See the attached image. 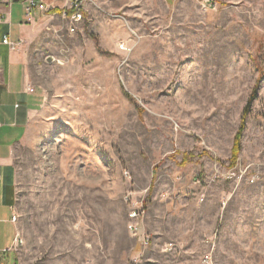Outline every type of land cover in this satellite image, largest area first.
I'll use <instances>...</instances> for the list:
<instances>
[{
  "label": "rangeland",
  "instance_id": "rangeland-1",
  "mask_svg": "<svg viewBox=\"0 0 264 264\" xmlns=\"http://www.w3.org/2000/svg\"><path fill=\"white\" fill-rule=\"evenodd\" d=\"M85 2L18 45L16 264H264V0Z\"/></svg>",
  "mask_w": 264,
  "mask_h": 264
},
{
  "label": "crops",
  "instance_id": "crops-1",
  "mask_svg": "<svg viewBox=\"0 0 264 264\" xmlns=\"http://www.w3.org/2000/svg\"><path fill=\"white\" fill-rule=\"evenodd\" d=\"M41 19L27 22L22 0L0 2V264H16L12 250H7L18 232L17 223L11 220L17 195L14 152L42 106L21 47L10 49L2 38L8 35L22 44L38 31Z\"/></svg>",
  "mask_w": 264,
  "mask_h": 264
},
{
  "label": "built area",
  "instance_id": "built-area-1",
  "mask_svg": "<svg viewBox=\"0 0 264 264\" xmlns=\"http://www.w3.org/2000/svg\"><path fill=\"white\" fill-rule=\"evenodd\" d=\"M1 3L11 4L12 0H0ZM25 18L27 22H32L35 18L45 14H56V11H60V16L67 22V28L69 31L74 32L78 23L82 20L85 9V0H22ZM2 42L9 46L10 49H15L20 44V40H11L8 35L3 36ZM33 89L30 88V91ZM1 182V178H0ZM142 212L136 208H132L128 217L132 221L128 228L130 230L136 229V223ZM17 213L13 210L11 215L12 222H16ZM22 243L19 232L16 233V240L12 247L7 250H16L18 245ZM205 264H210V258L204 260Z\"/></svg>",
  "mask_w": 264,
  "mask_h": 264
},
{
  "label": "trees",
  "instance_id": "trees-1",
  "mask_svg": "<svg viewBox=\"0 0 264 264\" xmlns=\"http://www.w3.org/2000/svg\"><path fill=\"white\" fill-rule=\"evenodd\" d=\"M250 102L251 100L246 104V106L243 108V112H242V115H241V124L239 126V129L238 131L236 132L235 134V137H234V142H233V146H232V150H231V165L234 164V162L236 161L237 159V155L240 151V139H241V134L243 132V129L245 127V121H246V116L249 112V108H250ZM190 159V156H188V154H184L183 155V163H186L188 162Z\"/></svg>",
  "mask_w": 264,
  "mask_h": 264
}]
</instances>
